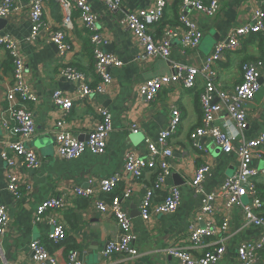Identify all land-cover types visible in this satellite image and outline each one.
Here are the masks:
<instances>
[{
    "label": "crops",
    "instance_id": "obj_1",
    "mask_svg": "<svg viewBox=\"0 0 264 264\" xmlns=\"http://www.w3.org/2000/svg\"><path fill=\"white\" fill-rule=\"evenodd\" d=\"M86 1L106 40L103 52L117 57L122 66L110 69L112 83L104 95H92L81 101L75 99L77 85L60 76L63 68L72 67L85 75L91 88L99 83V77L94 71L92 46L78 11L71 10L70 24L64 26L66 14L54 1L46 2L44 28L34 40L29 38L32 25L26 5L21 4L7 18H0L5 22L0 33L8 34L16 40L25 63L26 81L37 96V101L28 105L36 134L27 146L33 148L41 160V167L32 170L23 166L8 168L1 158L3 142L13 141L14 138L4 127V122L9 121L5 111L6 94L12 81V65L7 52L0 48V203L9 218L7 230L0 238V264H36L29 251V244L35 240L43 243L49 253L58 258L59 264H64L73 251L79 253L84 264H175L176 260L165 254L168 247L186 248L193 256L214 249L217 246L216 238L206 241L202 249L192 248L188 241L189 225L201 201L200 196L191 188L190 181L197 168L206 164L210 166L211 173L204 181L203 189L208 194L217 192L223 181L232 176L238 167L235 151L239 142H234L233 151L229 154L216 151L209 140L201 142L207 152L193 147L190 134L199 127L201 121L199 97L205 84L202 78L197 80L193 90L170 82L151 102L140 95L139 88L147 80L172 74L173 63L201 68L217 43L225 41L234 28L251 23L252 14L260 7L261 0H220L219 11L213 19L200 13H190L189 18L202 33L201 42L195 50H183L180 39H172L168 60L145 57L142 47L121 25L127 14L149 8L155 0H122L120 9L114 12L107 9L102 0ZM180 1L166 0L162 20L150 28L155 40L161 38L166 30L175 31L179 35L183 32L184 28L178 21ZM57 31L64 32L71 46V50L64 56L58 53L51 42L53 33ZM249 61H261L264 71L261 35L245 38L239 50L225 53L221 61L215 64L217 89L231 94L242 80V64ZM56 91L75 100L66 115L54 106L53 94ZM214 103H218V99ZM173 107L180 111L181 123L167 142L173 155L169 159L171 174L164 187L165 190L177 187L181 203L175 214L153 216L144 222L140 218V201L152 187L156 172L147 170L140 180H133L124 173V156L128 152L143 156L146 153V142H157L160 132L167 127ZM99 108H107L113 122L105 154L94 156L85 153L76 160L60 159L54 143L58 120L64 119L67 131L84 141L99 123ZM245 113L246 127L238 140H251L264 133V79H260V90L254 100L246 104ZM225 119L224 112L219 114L215 125L222 126ZM132 126L137 127V133L132 132ZM9 156L13 154L9 152ZM252 167L261 170L262 160L253 159ZM9 174L18 177L22 194L20 200H15L6 190ZM114 174H118L121 180L112 195H119L127 188L132 190L130 199L122 203L131 218L135 236L133 245L138 253L132 260L125 256L103 258L101 255L105 245L119 235L114 218L96 208L98 200L108 202L111 197L99 191L100 180ZM256 187L264 200V176L256 179ZM76 188H91L95 194L90 198L78 197L75 194ZM164 195L165 192H156L154 203L162 201ZM49 198L63 200L65 208L47 212L36 222V207ZM250 204L251 199L246 197L241 205L226 210L223 201L217 199L213 214L204 217L201 223L203 226L213 223L220 227L224 219L228 220L227 229L219 233L226 244L225 254L219 264H240L237 258L238 247L245 242L258 241L264 234V228L245 223L242 209ZM262 214L264 217V209ZM51 218L65 227L66 238L59 245L48 241ZM256 264H264V250L259 253Z\"/></svg>",
    "mask_w": 264,
    "mask_h": 264
},
{
    "label": "built area",
    "instance_id": "obj_2",
    "mask_svg": "<svg viewBox=\"0 0 264 264\" xmlns=\"http://www.w3.org/2000/svg\"><path fill=\"white\" fill-rule=\"evenodd\" d=\"M54 1L66 14L64 26H69L71 10L75 9L79 13V18L83 22L89 36L94 56V71L99 77V83L91 88L87 84L83 73L72 67L63 68L60 76L75 85L78 91L77 100H84L92 95H104L107 88L112 83L111 68L121 67V61L110 54L103 52L102 47L106 45L97 26L96 17L93 14L89 3L86 0H2L0 3V18H7L20 8L21 4L26 5L31 21L30 40L38 37L44 28L43 15L46 2ZM110 11H118L122 0H102ZM181 0L178 6V21L184 30L179 35L172 30H166L161 38L155 40L151 36V26L158 24L165 13L166 0H155L146 9L127 14L121 25L129 31L143 49L145 57H155L163 60L170 58V41L174 38L180 39L183 50H195L198 48L202 33L189 18L190 13H200L206 18L213 19L220 8V0ZM252 35H261L264 46V0L260 1V7L252 14L250 24L234 28L228 38L215 45L213 53L207 57L201 68L173 63L172 74L152 78L144 82L139 93L147 102L153 101L160 91L170 82L181 84L184 88L193 90L199 78L205 82L204 89L199 97L201 121L191 134L190 140L194 148L201 152H207L202 140H209L223 154L233 151L234 142H239L236 149L238 157V167L235 173L227 177L215 193H205L203 183L210 176V166L204 164L197 168L194 177L190 181V186L194 193L200 196L199 207L194 211L188 231V241L192 248L202 249L206 241L216 238L217 246L212 250L201 252L198 256H193L186 248L177 246L168 247L165 250L167 256L176 260L175 264H219L222 260L226 244L224 237H219V233L224 232L228 227V220L224 219L220 227L213 223L204 226L201 223L204 217L213 214L214 203L217 199L223 201L226 210L242 204L246 197L251 199L250 205L243 207V218L248 225L264 228V217L262 216L263 201L256 187V179L264 176V133L257 135L251 140L238 137L246 127L245 106L253 101L260 90V79H264L263 64L261 61L245 62L241 66L242 80L231 94H227L216 87L217 74L215 64L221 61L227 52L239 50L242 40ZM51 42L56 46L58 53L64 56L71 50L70 44L66 40L63 31L54 32ZM0 48H3L11 61L12 81L6 94V114L8 122H4V127L14 138L13 141L3 142L1 158L8 168L15 166L26 167L37 170L41 167V160L36 151L27 146L36 134L34 119L28 105L37 101V96L31 89L25 77V63L19 51L18 44L8 34L0 33ZM218 99V103L214 100ZM72 98L64 96L60 91L53 94L54 106L62 111L64 115L70 112L73 107ZM226 114V119L222 126L215 125L217 117L221 113ZM99 123L94 130L86 136V141H80L65 128L64 119L58 120L55 134V148L57 156L62 160H76L85 153L94 156L105 154L107 140L113 130L112 116L107 108H99ZM181 123V113L176 108L171 109L170 121L159 134L157 142L147 141L146 153L139 156L134 152H128L124 156V173L133 180H140L144 173L155 171L156 176L153 185L143 195L139 211L140 218L146 222L153 216L173 215L178 210L181 203V194L177 187L165 190V181L170 176L169 159L173 153L167 142ZM133 133H137V127L132 126ZM9 152L13 156H9ZM16 161H14V159ZM262 160L263 167L257 170L252 167L253 159ZM121 177L114 174L108 178L101 179L99 191L102 194L111 195L108 202L98 200L96 208L103 214H110L119 229L116 239L109 241L101 255L108 258L113 255L125 256L132 260L138 256L134 248L135 236L132 231L131 218L122 207V203L130 199L132 190L127 188L119 195H112L116 190ZM7 192L15 199L22 198L20 182L14 174H9L6 184ZM30 190V187H27ZM156 192H165L164 198L159 203H154ZM75 194L78 197L90 198L95 192L91 188H76ZM65 202L57 198H49L40 203L35 210V221L50 211L63 210ZM8 214L5 207L0 203V238L5 234L8 226ZM51 231L48 234V241L54 245H59L66 238L65 227L56 219L49 220ZM264 250V234L258 241L245 242L237 249V258L240 264H256L259 253ZM31 259L36 264H59L58 258L50 254L46 246L40 241H32L29 244ZM64 264H84L77 251L69 253Z\"/></svg>",
    "mask_w": 264,
    "mask_h": 264
},
{
    "label": "water",
    "instance_id": "obj_3",
    "mask_svg": "<svg viewBox=\"0 0 264 264\" xmlns=\"http://www.w3.org/2000/svg\"><path fill=\"white\" fill-rule=\"evenodd\" d=\"M5 24V22L2 20V19H0V28L3 26ZM55 48H56V46H55ZM259 83H260V80H259ZM87 139V138H86ZM86 139L84 140V141H86ZM216 151H220V149L219 148H216Z\"/></svg>",
    "mask_w": 264,
    "mask_h": 264
},
{
    "label": "trees",
    "instance_id": "obj_4",
    "mask_svg": "<svg viewBox=\"0 0 264 264\" xmlns=\"http://www.w3.org/2000/svg\"><path fill=\"white\" fill-rule=\"evenodd\" d=\"M258 190V189H257ZM261 197V196H260ZM262 199V198H261ZM262 201H263V203H264V200L262 199ZM263 206H264V204H263ZM263 209H264V207H263Z\"/></svg>",
    "mask_w": 264,
    "mask_h": 264
},
{
    "label": "rangeland",
    "instance_id": "obj_5",
    "mask_svg": "<svg viewBox=\"0 0 264 264\" xmlns=\"http://www.w3.org/2000/svg\"><path fill=\"white\" fill-rule=\"evenodd\" d=\"M245 202H247V200H244Z\"/></svg>",
    "mask_w": 264,
    "mask_h": 264
}]
</instances>
